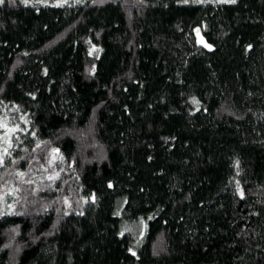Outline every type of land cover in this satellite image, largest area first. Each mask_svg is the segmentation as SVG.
<instances>
[{"label": "trees", "instance_id": "1", "mask_svg": "<svg viewBox=\"0 0 264 264\" xmlns=\"http://www.w3.org/2000/svg\"><path fill=\"white\" fill-rule=\"evenodd\" d=\"M0 264H264V0H5Z\"/></svg>", "mask_w": 264, "mask_h": 264}, {"label": "rangeland", "instance_id": "2", "mask_svg": "<svg viewBox=\"0 0 264 264\" xmlns=\"http://www.w3.org/2000/svg\"><path fill=\"white\" fill-rule=\"evenodd\" d=\"M56 1L63 2L65 0H56ZM136 226H137V231L139 232V235H142L145 231L144 223L143 222L136 223Z\"/></svg>", "mask_w": 264, "mask_h": 264}, {"label": "snow or ice", "instance_id": "3", "mask_svg": "<svg viewBox=\"0 0 264 264\" xmlns=\"http://www.w3.org/2000/svg\"><path fill=\"white\" fill-rule=\"evenodd\" d=\"M10 2L14 3L15 0H10ZM22 2L25 3V4H27V3H28V0H22ZM222 2H232V3H234L235 0H222ZM4 3H5V0H0V5H2V4H4ZM205 46H206V47H210V46H208V45H205ZM50 179H51V177H50ZM133 255H135V253H133Z\"/></svg>", "mask_w": 264, "mask_h": 264}]
</instances>
